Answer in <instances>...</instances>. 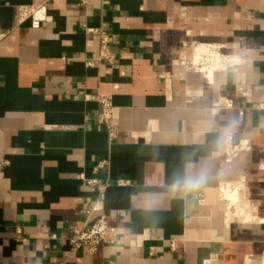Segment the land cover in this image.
Wrapping results in <instances>:
<instances>
[{
	"label": "crops",
	"instance_id": "1",
	"mask_svg": "<svg viewBox=\"0 0 264 264\" xmlns=\"http://www.w3.org/2000/svg\"><path fill=\"white\" fill-rule=\"evenodd\" d=\"M84 1L32 27L47 0H0V264H264V0ZM195 45L243 63L206 72ZM103 216L108 242L72 251Z\"/></svg>",
	"mask_w": 264,
	"mask_h": 264
},
{
	"label": "built area",
	"instance_id": "2",
	"mask_svg": "<svg viewBox=\"0 0 264 264\" xmlns=\"http://www.w3.org/2000/svg\"><path fill=\"white\" fill-rule=\"evenodd\" d=\"M52 1L54 0H47V3L44 5L21 6L19 8L20 23L24 24L30 22L32 27H38L42 23L49 21L48 4ZM84 3H86V0ZM98 34L100 36V58L98 63L106 61L110 65H113L114 55L111 51V38L104 31H99ZM193 50L196 54L199 52L198 50L203 51L199 61L202 67H206V72L226 71L243 63L239 57L224 55V47L220 45H195ZM87 65L94 66L96 63L88 62ZM93 100L99 104V110L96 114L97 123L105 126L110 139L117 138L118 128L113 124L112 120L114 110L112 97L98 94L93 97ZM226 105L231 106L230 103H227ZM263 106L264 105L260 104L258 108ZM246 147L247 143L241 144L237 146L235 150L239 151ZM103 165L104 163H101L99 167H103ZM85 182L89 185L98 184V181L85 180ZM17 233H21L20 228H17ZM71 233L72 237L69 239V243L72 251L87 247L92 253H95L100 246L105 245L112 234L106 216L101 217L94 224L86 226L85 228H72Z\"/></svg>",
	"mask_w": 264,
	"mask_h": 264
},
{
	"label": "clouds",
	"instance_id": "3",
	"mask_svg": "<svg viewBox=\"0 0 264 264\" xmlns=\"http://www.w3.org/2000/svg\"><path fill=\"white\" fill-rule=\"evenodd\" d=\"M200 182L199 178L195 176H186V177H174L172 187L174 190H179L184 188L185 190H191L197 186Z\"/></svg>",
	"mask_w": 264,
	"mask_h": 264
},
{
	"label": "bare ground",
	"instance_id": "4",
	"mask_svg": "<svg viewBox=\"0 0 264 264\" xmlns=\"http://www.w3.org/2000/svg\"><path fill=\"white\" fill-rule=\"evenodd\" d=\"M199 52L196 54V58H200L201 57V54L203 53L202 50H198ZM211 71V70H210ZM212 72V71H211Z\"/></svg>",
	"mask_w": 264,
	"mask_h": 264
}]
</instances>
